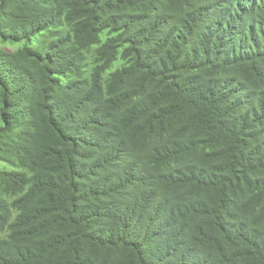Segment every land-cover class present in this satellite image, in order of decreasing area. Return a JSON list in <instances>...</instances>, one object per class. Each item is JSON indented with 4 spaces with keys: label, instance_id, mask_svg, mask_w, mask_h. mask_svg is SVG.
<instances>
[{
    "label": "trees",
    "instance_id": "1",
    "mask_svg": "<svg viewBox=\"0 0 264 264\" xmlns=\"http://www.w3.org/2000/svg\"><path fill=\"white\" fill-rule=\"evenodd\" d=\"M0 264H264V0H0Z\"/></svg>",
    "mask_w": 264,
    "mask_h": 264
}]
</instances>
